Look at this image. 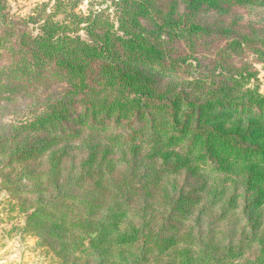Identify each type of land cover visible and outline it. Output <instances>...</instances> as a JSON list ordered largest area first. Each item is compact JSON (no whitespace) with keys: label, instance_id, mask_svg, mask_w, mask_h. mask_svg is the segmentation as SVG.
<instances>
[{"label":"trees","instance_id":"16d2710c","mask_svg":"<svg viewBox=\"0 0 264 264\" xmlns=\"http://www.w3.org/2000/svg\"><path fill=\"white\" fill-rule=\"evenodd\" d=\"M18 1L0 0V114L23 118L0 151L39 192L25 233L54 264H264V0ZM234 8L247 34L199 21Z\"/></svg>","mask_w":264,"mask_h":264},{"label":"rangeland","instance_id":"374dc122","mask_svg":"<svg viewBox=\"0 0 264 264\" xmlns=\"http://www.w3.org/2000/svg\"><path fill=\"white\" fill-rule=\"evenodd\" d=\"M73 1L79 3V10L86 12L91 0ZM11 3L12 12L17 16L25 17L43 3H47L48 10H51L54 0H19ZM239 15L243 17L239 18L234 29L238 31V36H240L243 33H248L247 25L251 21L257 20L256 14L250 13L248 9L234 8L229 15L224 17L208 13L203 15L199 21L204 24H218L221 21L229 24ZM63 18L64 15H60L58 20L61 21ZM217 46L219 44L213 48L215 49ZM252 63L257 71V78L252 85L264 94V62L252 61ZM13 110L14 108L10 107L0 114V126L1 124L6 125L22 121L23 117L14 115ZM2 135H5V132ZM73 157H77V154L70 152L68 159L66 158L68 166L72 164ZM38 162L39 159L31 160L28 169L43 172L42 166ZM25 165L14 164V168L9 167L5 155L0 151V264H54L51 255L46 253V249L39 238L25 233L27 216L36 206V198L39 197V192L36 191L34 183L24 179L26 176ZM63 177L65 178V174ZM179 182L183 185L186 182V176H181ZM195 187L197 184H192L188 186V189L192 191ZM48 192H45L43 196Z\"/></svg>","mask_w":264,"mask_h":264}]
</instances>
